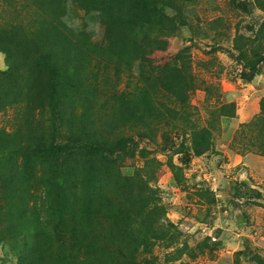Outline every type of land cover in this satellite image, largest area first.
Returning <instances> with one entry per match:
<instances>
[{"label":"rangeland","instance_id":"374dc122","mask_svg":"<svg viewBox=\"0 0 264 264\" xmlns=\"http://www.w3.org/2000/svg\"><path fill=\"white\" fill-rule=\"evenodd\" d=\"M0 46V264H264V0H0Z\"/></svg>","mask_w":264,"mask_h":264},{"label":"trees","instance_id":"16d2710c","mask_svg":"<svg viewBox=\"0 0 264 264\" xmlns=\"http://www.w3.org/2000/svg\"><path fill=\"white\" fill-rule=\"evenodd\" d=\"M8 31L11 32L12 29L10 28V30ZM58 41H59V38H55V41H53V46L49 45V47L51 46L52 47L50 49L45 50V52L40 53L38 56L35 57V59L29 60V58H27L28 61H30L36 66L35 68H36L37 74L39 73V75L46 77L47 85H49L51 93H55V90L57 87L60 89L64 85V81L60 79L61 78V75H60L61 73L59 71L60 63L58 62V60L55 59V56H54V53H56L55 49H57L56 45L59 46V44H57ZM31 43H33V40H31ZM46 45H48V43ZM21 51H22V47L20 44H18L15 47V51L13 52L15 55V57L13 56L14 63H17L22 58L21 55L23 54ZM12 67L16 70L15 73L2 74L4 79L7 78V80H10L14 74L17 73L18 75V68H16V65L15 66L12 65ZM51 99L52 101H56V95L55 96L53 95ZM260 106H261L260 114L259 116L255 117V121H253V123L255 122L257 124L255 127L258 129V131H262V130L264 131V128L260 126V123L262 124V122L264 121V99L262 100ZM103 145L106 148L98 147L96 142L94 141V137L89 136V134L83 130L81 132V135L77 137V139H72V140L69 139L68 144L66 145L64 144L60 146L54 145L53 147L48 148L44 144H41L42 147L41 148L39 147L37 149L35 148V150L37 152H43V153L46 152L54 156L62 155L63 153H67L69 150H75V149L77 151L85 152L87 154H90V153L95 154L97 152L102 153L106 149L110 150V147L108 146L107 143H104ZM105 152L107 153V151Z\"/></svg>","mask_w":264,"mask_h":264}]
</instances>
